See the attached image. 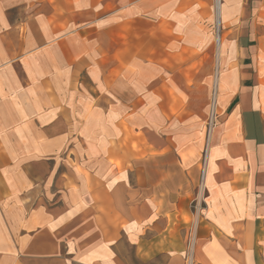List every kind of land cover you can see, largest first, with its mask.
Wrapping results in <instances>:
<instances>
[{
    "label": "crops",
    "instance_id": "1",
    "mask_svg": "<svg viewBox=\"0 0 264 264\" xmlns=\"http://www.w3.org/2000/svg\"><path fill=\"white\" fill-rule=\"evenodd\" d=\"M189 255L264 264V0H0V264Z\"/></svg>",
    "mask_w": 264,
    "mask_h": 264
},
{
    "label": "rangeland",
    "instance_id": "2",
    "mask_svg": "<svg viewBox=\"0 0 264 264\" xmlns=\"http://www.w3.org/2000/svg\"><path fill=\"white\" fill-rule=\"evenodd\" d=\"M216 85V82L214 80V86H213V89H212V93H211V109H210V118L208 120V132L210 133V131H213L217 125V121H218V118H219V110H218V93H217V89L215 87ZM216 99V112L214 113L213 112V103H214V100ZM214 113V114H213ZM208 133V134H209ZM207 150V149H206ZM206 156V151H205V155H204V160L203 162L205 161V157ZM203 166H204V163H203ZM204 188H203V184H202V181L200 182V185L198 187V191H197V197L199 199H202L203 196H204Z\"/></svg>",
    "mask_w": 264,
    "mask_h": 264
},
{
    "label": "built area",
    "instance_id": "3",
    "mask_svg": "<svg viewBox=\"0 0 264 264\" xmlns=\"http://www.w3.org/2000/svg\"><path fill=\"white\" fill-rule=\"evenodd\" d=\"M217 3L220 2V0H216ZM187 264H193L192 262V257L189 255L188 259H187Z\"/></svg>",
    "mask_w": 264,
    "mask_h": 264
},
{
    "label": "bare ground",
    "instance_id": "4",
    "mask_svg": "<svg viewBox=\"0 0 264 264\" xmlns=\"http://www.w3.org/2000/svg\"><path fill=\"white\" fill-rule=\"evenodd\" d=\"M219 8V7H217ZM220 11V10H219ZM218 12V11H217ZM218 18V17H217ZM218 45V44H217ZM220 48V47H219ZM216 89H217V86H216ZM213 112L215 113L216 112V99L214 100V103H213ZM213 113V114H214Z\"/></svg>",
    "mask_w": 264,
    "mask_h": 264
}]
</instances>
